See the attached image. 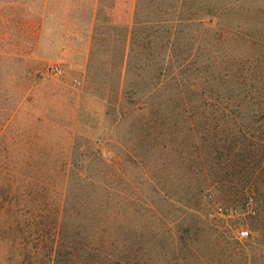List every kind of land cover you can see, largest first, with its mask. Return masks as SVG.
I'll return each mask as SVG.
<instances>
[{"label": "rangeland", "instance_id": "rangeland-1", "mask_svg": "<svg viewBox=\"0 0 264 264\" xmlns=\"http://www.w3.org/2000/svg\"><path fill=\"white\" fill-rule=\"evenodd\" d=\"M260 138L264 0H0V160L66 175L120 264H264Z\"/></svg>", "mask_w": 264, "mask_h": 264}, {"label": "trees", "instance_id": "trees-1", "mask_svg": "<svg viewBox=\"0 0 264 264\" xmlns=\"http://www.w3.org/2000/svg\"><path fill=\"white\" fill-rule=\"evenodd\" d=\"M258 141L251 147L259 146L261 154L240 158L233 167L246 172V199L257 202L252 210L261 217L264 140ZM59 173L30 159L0 160V264H120L108 221L85 224L81 205L73 203L79 197L71 195L68 177Z\"/></svg>", "mask_w": 264, "mask_h": 264}, {"label": "built area", "instance_id": "built-area-1", "mask_svg": "<svg viewBox=\"0 0 264 264\" xmlns=\"http://www.w3.org/2000/svg\"><path fill=\"white\" fill-rule=\"evenodd\" d=\"M52 72L53 73H57V72H59V69L58 68H53ZM246 235H247V231H245V230H240L239 231V236L240 237H244Z\"/></svg>", "mask_w": 264, "mask_h": 264}]
</instances>
